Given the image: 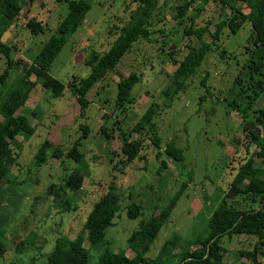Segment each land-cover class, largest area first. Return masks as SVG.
I'll return each instance as SVG.
<instances>
[{
  "label": "rangeland",
  "instance_id": "rangeland-1",
  "mask_svg": "<svg viewBox=\"0 0 264 264\" xmlns=\"http://www.w3.org/2000/svg\"><path fill=\"white\" fill-rule=\"evenodd\" d=\"M86 1L88 7L78 18L80 22L75 29L64 33V42L46 67L47 72L64 83L70 77L81 80L86 75V55L92 50L108 49L137 0ZM181 1L157 0L159 9L154 22L149 24L148 39H136L123 48L113 68L88 94L83 107L67 87L61 94L52 96L41 86L40 76L29 74L34 84L16 113L25 116L32 130L30 133L17 131L10 141L15 157L2 184L5 205L0 206V213L3 211L5 218L0 224V237L5 251L0 264H45V254L52 247L53 239L59 234L73 237L82 230L84 217L93 201L112 179L116 186L117 208L105 228L103 244L89 249L91 261L97 258L102 246L113 251L123 250L129 257L134 255L136 247L127 245L130 232L138 227L140 220L158 214L181 188L167 218L144 252L147 264L163 259L156 256L157 251L173 233L179 238L164 254L168 257L165 264H176L182 252L195 246L193 239L202 236L210 211L223 196L241 159L243 126L253 120L258 109L264 112V92L254 94V81L264 79V47L246 41L250 34L248 20L233 31L223 27L219 40L212 43L186 79L185 87L152 118L153 128L129 133L130 137L141 138L142 147L131 161L121 162L119 159L123 157L118 148L121 136L151 100L160 101L159 91L174 67L172 60L177 61L184 54L187 38L183 28L191 20L200 26L208 19V31H211L214 22L227 15L230 7H238L242 13L248 10L238 0H230L222 11L221 3L216 0H196L181 18H177L175 6ZM66 10V2L23 0L18 17L6 24L1 40L8 45L18 43L21 50L14 52L13 58L21 57L31 62L54 33ZM29 16L41 20V31L31 34L24 26ZM70 24L69 18L64 25L68 28ZM193 40L199 45L210 37L204 32ZM221 48L225 50L223 55H219ZM166 52H171L172 56ZM4 66L0 54V71ZM130 70L140 73V78L131 88L133 102L119 110L114 108L113 102L115 83ZM9 71V76L0 82V100L10 89L19 86L16 70ZM13 77L16 78L13 80ZM3 121L0 114V123ZM83 123L88 131L84 137H79V124ZM153 135L159 137L160 145L172 138L182 148L180 174L163 153L155 156ZM45 139L60 149L61 154L36 162L35 152ZM75 141H78L77 149L81 154L78 160L64 156ZM159 159L166 161V167L157 174ZM255 159L260 163L264 161L258 156ZM74 170L82 174L79 188L64 180V175ZM257 175L264 177V172L258 170ZM182 182L185 183L183 187ZM238 201L250 204L248 200ZM131 202L140 205V213L135 217L125 213ZM82 243L89 247L86 239ZM220 243L224 249L222 264H255L240 252L251 250L253 244L256 245V263L264 264V240L259 244L249 234L236 233L222 236Z\"/></svg>",
  "mask_w": 264,
  "mask_h": 264
},
{
  "label": "trees",
  "instance_id": "trees-1",
  "mask_svg": "<svg viewBox=\"0 0 264 264\" xmlns=\"http://www.w3.org/2000/svg\"><path fill=\"white\" fill-rule=\"evenodd\" d=\"M55 2H66L67 10L61 22L54 29V33L48 38L44 45L40 48L37 56L33 61L29 62L21 57L13 58L16 51H20L21 47L18 43L8 45L1 40L3 29L7 23L15 20L19 12L23 0H0V54L4 58V68L0 71V82L9 76V69L16 70L18 78V87L10 89L7 94L0 100V114L4 117V121L0 123V206L5 205L2 200V191H4L3 181L6 170L15 157V151L12 148L11 140L17 131H25L30 133L31 125L27 122L23 114L16 113L28 95L29 88L34 81L28 78L29 74L41 77V86L50 91L52 96L62 93L64 87H67L75 95L76 100L83 107L87 104V97L91 90L96 86L101 77L113 68L117 57L124 47L129 46L133 41L139 38H146L150 34V25L154 22L155 13L158 11L157 0H137L134 7H130L128 18L120 25L118 34L114 42L103 52L90 51L85 57V64L88 72L78 80L70 77L69 80L62 82L58 78L47 72L46 67L59 50L65 40L64 33L75 29L80 22L81 14L88 7L86 0H53ZM196 0H182L175 6L174 16L181 18L189 7ZM205 1V0H202ZM221 3L222 11L225 4L230 0H216ZM244 3L248 10L242 13L238 7H230L227 15L221 16L211 31H208V19L200 26L194 25L191 20L189 24L183 28V34L186 36L184 43L185 51L180 59L172 60L174 67L168 75V80L164 87L159 91L160 101L151 100L145 109L139 114L137 119L131 124L125 133L121 136L119 143V151L123 158L121 162H129L138 155L142 147L140 137H130L131 132H146L153 128L152 118L160 109L169 105V102L177 91L185 87V81L200 64L205 53L211 48L212 43L219 40L223 27L229 30H235L244 20H248L250 24V34L246 39L254 45L264 47V0H238ZM71 19L68 28L65 23ZM41 20L29 16L24 26L28 28L31 34L41 31L43 28ZM150 24V25H149ZM204 32L210 37V40H202L199 45H195L194 40L199 38ZM163 51L162 48H159ZM224 48L219 49V55L224 53ZM171 57V52H166ZM223 55V54H222ZM168 57V59H169ZM170 60V59H169ZM257 65V64H256ZM254 65V68L257 66ZM16 77H13V80ZM140 78V73L135 70L128 71L127 75L116 80L114 108L123 110L133 102V94L131 88ZM78 80V81H77ZM203 82V80H200ZM254 94L264 92V79H256ZM252 85V84H251ZM253 86V85H252ZM243 135V150L241 151V159L231 176L229 184L223 191V196L218 204L210 211L202 236L193 239L194 247L182 252L176 264H222L223 245L222 236H231L236 233H246L255 238L256 243L261 244L264 240V177L257 175L258 170L264 172V161L260 163L255 157L264 159V112L260 108L253 120L245 123ZM80 135L84 137L87 134L88 127L86 124H79ZM152 142L156 148L154 154L156 157L163 153L175 165L180 174V165L183 160L182 148L175 144L170 138L163 145L159 144V137L153 135ZM78 141L64 153L65 157H72L78 160L81 157L77 149ZM61 150L53 146L47 139L43 140L35 152L36 162H44L46 156L58 157ZM166 167V161L159 159V164L155 169L157 174ZM64 180L72 184L75 188H79L82 182V174L78 170L68 172L64 175ZM242 183L240 185L239 183ZM185 183H181V187ZM50 186H55L50 184ZM51 189V188H50ZM116 186L113 179L110 180L105 190L93 201L90 209L86 213L82 230L73 237L65 235H57L53 239L52 247L45 254V264H147L144 252L149 248L151 240L156 235L161 223L167 218L171 207L179 196L181 189H178L168 199L167 204L160 209L158 214H151L146 220H140L138 227L132 230L127 237V245L136 247L135 254L131 257L127 256L123 250H109L105 246L99 251L97 258L93 261L89 259V249L91 247H100L104 242L105 228L111 223L112 217L117 208ZM49 191V187H48ZM243 199V203L248 200L250 204L243 205L236 199ZM254 202V203H253ZM256 203V204H255ZM125 213L129 217H135L140 213V205L131 202L126 206ZM4 212L0 213V224L4 219ZM37 234L34 235V237ZM179 238L177 233H173L171 237L165 239L156 256L163 257L159 262L153 264H165L168 257L165 258L166 251L169 250L176 240ZM83 239L89 242V247L83 245ZM255 249L253 244L251 250H241L240 252L252 259L255 264ZM5 251V243L0 237V257Z\"/></svg>",
  "mask_w": 264,
  "mask_h": 264
}]
</instances>
